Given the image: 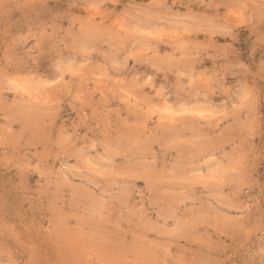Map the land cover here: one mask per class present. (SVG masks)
Listing matches in <instances>:
<instances>
[{
    "label": "rangeland",
    "instance_id": "obj_1",
    "mask_svg": "<svg viewBox=\"0 0 264 264\" xmlns=\"http://www.w3.org/2000/svg\"><path fill=\"white\" fill-rule=\"evenodd\" d=\"M92 3L0 0V264H264V5Z\"/></svg>",
    "mask_w": 264,
    "mask_h": 264
},
{
    "label": "clouds",
    "instance_id": "obj_2",
    "mask_svg": "<svg viewBox=\"0 0 264 264\" xmlns=\"http://www.w3.org/2000/svg\"><path fill=\"white\" fill-rule=\"evenodd\" d=\"M178 0H173V3H177ZM206 2V0H188L189 4L192 3H196V4H204ZM207 2H211V0H207ZM251 2V0H250ZM76 3H78V0H73V5H75ZM112 4L113 7L115 8V6L120 5L122 3V0H99V3H92L90 5V11L93 13V15L91 16V19H95L96 15L100 14V9L101 6L104 4ZM151 3H153L155 6L157 7H162L164 4L167 3V0H151ZM260 4L264 5V0H260ZM220 6V5H217ZM246 10L245 7H241V8H235L233 10H231L228 15L229 16H234V17H238L240 22L244 23V24H251L253 17L252 16H245L244 15V11ZM139 15V13H136L134 10L130 9V12L127 14L126 17H118L115 21H114V27L118 30V31H131L132 29L129 27V23L131 20L136 19V16ZM81 31H83V29H81Z\"/></svg>",
    "mask_w": 264,
    "mask_h": 264
}]
</instances>
